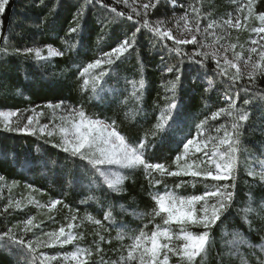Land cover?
Instances as JSON below:
<instances>
[{
  "label": "trees",
  "instance_id": "16d2710c",
  "mask_svg": "<svg viewBox=\"0 0 264 264\" xmlns=\"http://www.w3.org/2000/svg\"><path fill=\"white\" fill-rule=\"evenodd\" d=\"M179 1L183 3L180 7L157 4L155 9H150L147 19L150 23L168 21L171 16L185 12L188 3ZM198 1L204 12L220 21L229 18L235 6L228 0ZM10 2L12 12L7 11L8 5L0 28V48L6 49L0 52V111H18L19 114L28 115L35 108L38 112L41 110L39 113L42 115H38L40 120L49 121L50 110L44 105L62 100L77 108L82 106L86 113L107 119L109 123L115 120L118 130L129 141L138 142L146 132H151L166 104L167 82L175 78V73H168L166 68L178 65L180 60L176 53L169 52L165 46H171L172 41L161 42L147 28H141L137 34L138 47L113 65L114 70L105 76L99 88L82 89L83 80L80 77L87 63L130 36L140 26L138 20L142 24L143 13L137 17L130 9L113 0H104L108 8L86 3V0ZM82 5L86 9L81 21L83 30L79 35L67 37L69 43L77 45L75 49L45 62L36 61L34 54L23 55L14 51L37 45H52L65 50L68 45L62 38L70 26H75L73 17ZM112 7L117 12L132 13L133 20H128L126 15L116 16L111 11ZM254 11H264V0H258ZM186 12L194 16V13ZM227 38L237 45L233 51L248 54L251 34L232 28ZM182 47L186 52L194 50L190 44ZM162 56L165 57L163 62ZM103 67L107 68L106 65ZM183 69L182 81L176 93L178 102L182 104L181 116L177 124L166 132L149 136L147 158L149 162L164 163L174 170L175 156L181 151L183 142L194 136L200 121L219 108L226 107L228 97L235 99L239 107L246 108L250 119L240 137L236 195L232 207L212 229L213 243L207 255L198 257L196 264H241V258L247 264H260L264 260V212L260 211L264 207V183L249 176L247 170L264 166V99H260L264 96V76H258L250 83L248 77L243 75L233 82L230 75L235 72L228 69L229 75H221L211 60L207 62V70L200 72L199 78L196 75L198 65L191 66L185 60ZM99 71L94 70L96 73ZM141 79L144 81L142 93L134 96V82ZM210 80L213 88L206 92ZM130 91L131 96L128 95ZM244 99H249L251 103L244 105ZM227 121V117L209 120L205 126L206 133L216 135L215 128ZM58 142V136L50 138L47 135L10 133L0 128V176L4 177L0 181V213H3L0 215V230L17 225L19 232L22 222L35 216L33 223L41 227L33 229L35 236L33 233L25 236L26 240L35 239L42 237L43 232L58 229L62 224L66 226L70 214L74 213L77 220L73 223L80 225L74 231L83 235V239L75 244L91 250L88 264H99L101 258L105 264L118 262L121 255L127 256V246L131 243L128 237L138 234L140 229L149 233L153 230L154 223H149L152 218L139 214L151 211L154 207L151 195L161 193L165 182L150 185L143 168L126 169L122 190L112 191L102 179L93 175L90 167L86 169L79 159L55 147ZM201 189L199 187L196 192H201ZM250 197L256 211L245 219L242 210L248 206ZM29 199L38 201L41 207L29 203ZM51 199H59L62 204L49 211L45 205ZM16 201L21 202L19 208L15 207ZM10 202L13 207L4 212ZM109 211L112 219L105 220ZM86 214L100 220L102 227L86 220ZM50 216L55 218V222L49 219ZM155 223H160L159 217ZM200 231L201 228L195 230ZM118 233L125 236L123 241L115 239ZM100 235L105 237L104 241L99 240ZM234 237H243L246 242L237 245L233 243ZM97 244L101 249L99 253L96 252ZM49 250L66 253L75 250V245L58 249L42 247L37 250V256L40 253L49 255ZM25 257L31 260V254L26 251L23 254L15 249L11 252L0 251V264H25ZM36 264H39V260Z\"/></svg>",
  "mask_w": 264,
  "mask_h": 264
},
{
  "label": "snow or ice",
  "instance_id": "6c2138e0",
  "mask_svg": "<svg viewBox=\"0 0 264 264\" xmlns=\"http://www.w3.org/2000/svg\"><path fill=\"white\" fill-rule=\"evenodd\" d=\"M44 0H40L43 3ZM120 3L121 0H115ZM168 3L176 5V0H167ZM258 0H247L246 4H241L237 8V13L247 10V15L244 17L245 21L253 17L259 21L258 27L251 28L254 33H264V11L255 12V5ZM86 3L100 4L105 8L109 5L104 4V0H86ZM126 6L128 0H123ZM162 3V0H148L142 4L143 22L139 27L135 28L130 36H126L122 41L118 42L110 51L103 53L97 59L87 63V65L80 72V77L83 82L82 89L91 87L93 90L100 87L101 81L104 80L110 71L114 70L113 65L121 60L126 53L138 47L137 34L140 33L141 28H147L153 35L161 42L172 41L171 46H165L169 52H174L180 57L178 65H172L166 68L168 73H175L174 80H169L167 83L169 87L165 89L164 100L166 101L164 109L154 124L151 132H146L144 138L138 142L129 141L128 138L122 134L117 127L116 121L112 120L110 123L107 119H100L98 116H93L84 110L81 106L79 108L65 104L64 101L57 103H47L45 108L52 110L55 114L57 110L64 115L61 116L62 124L49 128L48 124L40 125L37 120L36 109H32V115L27 116L26 122L22 119V114L18 111H0V128L6 132H14L36 136L39 133L41 136L47 135L53 137L59 136V142L54 146L61 149L64 153L73 158L79 159L84 163V167L91 168L93 175L102 179L108 187L115 192L121 191V185L126 177L119 174L111 173L109 166L118 165L121 168L137 169L143 168L144 173L149 177V183L159 184L165 177H191L192 184L204 183L205 191L200 195L181 196L175 191H165L163 194L154 192L151 195L154 201V207L148 213H140L142 217L147 215L152 219L149 223H154L153 230L149 232L140 229L138 234L128 237L131 243L127 246V256H120L119 261H113L112 264H170L171 257H177V264H196L197 258L206 256L209 247L213 243L212 229L217 225V222L222 220V217L232 207L234 196L237 188V171L239 167V157L241 153L240 137L242 135L245 124L249 121L250 116L246 108L239 107L235 99L227 98V106L219 108L213 112L210 117H205L196 126V134L192 138L186 139L182 144V150L175 156L173 164L174 170L164 163H152L147 158V152L150 147L149 136L155 137L160 133L166 132L169 128L177 124L182 113V104L177 100V88L181 84L183 75V65L185 60L191 66H199L197 69V78L201 71L207 70V62L211 59L215 61L216 70L221 75H229L228 69L235 68V74L230 75L231 81L235 82L241 79L243 75L248 77V81L253 83L258 76H264V44L260 45V50L257 47H251L247 59L244 60L245 67L248 69L246 73H242L238 66V61L241 60V54L233 51L232 59L226 55L230 50L236 49L237 45L234 43L220 44V48L215 45L219 44L221 40H226L227 29L241 28V18L237 14L235 16L229 14V18L223 20L222 23L217 20H209L204 28L200 25V9L191 4L188 7L193 13L198 15L192 20V27L189 26V15L187 12L179 18L184 21L183 32L180 37H174L172 29L164 27L165 20H156L149 22L147 19L150 9H155L157 4ZM10 0H0V28L3 26V17L6 13L7 6ZM111 11L118 17L126 15L128 20H133L132 13L117 12L116 8L112 7ZM86 9L82 5L73 17V24L67 30L66 36L62 38L68 45L65 50H60L52 45L45 47H26L24 49H14L17 54L32 55L37 61H48L53 57H60L65 55L67 51H72L77 47L76 44L68 42L67 37L72 34L79 35L83 30L81 21L85 17ZM132 12L137 17L141 13L134 7ZM179 20L177 23L179 24ZM216 28H223L225 34L218 36L215 33ZM209 30H213L211 33ZM211 34L214 37L213 44L203 43V39ZM198 36L201 37L198 39ZM190 37V38H188ZM100 39V38H98ZM150 43H152L150 41ZM256 39L251 40L252 45H257ZM193 45L194 50L186 52L182 46ZM155 46V44H153ZM204 49H209L206 51ZM221 49L223 55V63H221L220 55ZM5 48H0V52H5ZM46 50L47 55L42 53ZM252 54L257 55V59H253ZM162 62L165 57H161ZM107 66L104 68L103 66ZM100 69L99 73L93 70ZM209 87L205 91H210L213 88L212 81H208ZM135 85H138L136 87ZM144 88V81L134 82L133 95L137 96L142 93ZM170 93V95H169ZM260 99H264L261 96ZM251 101L244 99L243 104L249 105ZM16 119H13V118ZM220 117H227L226 123L220 124L215 128L216 135L206 133V125L209 120L215 121ZM222 133V135H221ZM196 154H202L197 156ZM195 157V158H193ZM154 174L159 175V179ZM247 174L253 178H258L261 183H264V166H261L257 171L253 168L247 170ZM114 177V178H113ZM4 177L0 176V181ZM211 181L213 183L209 184ZM230 181L229 183H224ZM186 182L181 180L176 187H182ZM31 187V186H29ZM29 203L36 204L41 207L38 201L29 199ZM62 204L59 199H51L45 206L49 211L56 209L57 205ZM21 206L20 201L15 202V207ZM67 207V205H64ZM13 203L10 202L5 207L4 212L8 208H12ZM256 211L252 207L251 197L250 202L246 208L243 209L245 219L248 214ZM261 212H264V207H261ZM3 213H0L2 215ZM160 218V223H155L156 218ZM35 216L30 217L22 222L17 232V225L11 228L0 230V251L11 252L14 249L21 254L27 252L31 254V260L25 257V264H52L53 261H63L68 264L69 261L75 264H88L92 252L88 248H81L75 244L76 241L82 240L83 235L74 231L80 225L74 224L77 220L76 214H70V220L65 225H61L58 229L43 232V236H37L35 239H25L28 233L35 232L33 229H40V224H34ZM55 222L54 217H49ZM85 219L96 224L101 225V221L95 219L92 215L86 214ZM112 214L109 211L105 215V220H111ZM173 226L178 228V231L173 230ZM201 228L202 231L194 232L192 227ZM249 227L251 223L249 221ZM147 228V225L144 226ZM67 229V230H66ZM115 239L123 241L125 236L118 233ZM100 241H104L103 235L99 236ZM179 242V243H177ZM246 241L243 237H234L233 243L240 245ZM75 245V250L66 253H58L56 255H47L40 253L37 256V250L42 247H63L65 245ZM101 251L99 244L96 246V252ZM99 264H105L103 258ZM241 264H247L241 258ZM264 264V260L260 262Z\"/></svg>",
  "mask_w": 264,
  "mask_h": 264
},
{
  "label": "rangeland",
  "instance_id": "374dc122",
  "mask_svg": "<svg viewBox=\"0 0 264 264\" xmlns=\"http://www.w3.org/2000/svg\"><path fill=\"white\" fill-rule=\"evenodd\" d=\"M113 1L115 2V0H113ZM184 1H186L188 3V5L191 4V5L195 6V7H199V9H200V14L199 15H200V25H201V28H204L207 25V23L209 22V20H217V21H219V22L222 23V21H220L218 19H215L213 17H210L209 16V13L204 12L203 8L202 9L200 8V5H199L200 3H199L198 0H184ZM228 1H230L231 3H234L235 4V6L233 8V11L230 12L229 14H231L233 16H235L237 14L240 15L242 27L239 28L238 30L244 31L246 33L251 34L252 35V39H256L258 41L257 45H252L251 44V40H250V42H249L250 43L249 44V49L251 47H257V49L259 51L260 50V45L261 44H264V33L257 34V33H254V32L251 31V28L258 27L259 26V21L256 20L254 18V16L251 17V18H249L247 21H245L244 17L247 15V10L246 9L243 12L237 13V8L240 7L241 4H246L247 0H228ZM146 2H148V0H128V5H130V6H126L125 3H123V0H121L120 3L122 5H124L125 7H127L128 9H130L131 11H132V8L134 7L137 11H139L140 13H143L142 4L143 3H146ZM162 3H167L169 6H174L171 3H168L167 0H162ZM181 5H183V3L182 2L180 3L179 0H176V5L174 7H180ZM188 5L186 6V9L184 8L185 12L186 11L192 12L191 9L188 7ZM12 9H13L12 2H10L9 9L7 11L9 13H11L12 12ZM185 12H181L179 14H176L175 16H171L170 18H168V21H166V23L164 25V27L172 29L173 36L174 37H180L182 35L184 21L179 20V18L181 16H183L185 14ZM197 15H198L197 13H194V16L189 15V26L190 27L193 26L192 25V20ZM178 20H179V24L177 23ZM233 28L235 29V27H233ZM231 29L232 28L227 29V33H229L231 31ZM212 31L213 30H209L210 33ZM214 31H215V33L218 36H223L225 34V30L223 28H216ZM188 38H190V37H188ZM200 38L201 37L198 36V39H200ZM213 42H214V37L211 34L207 35L203 39V43H205V44H213ZM225 43H231V41L228 38H226V40H221L219 44H216L215 47L216 48H220V44H225ZM35 47H42V46L41 45H37ZM204 50L209 51V49H204ZM232 53H233V50H230L228 53H226V55L229 57V59H232ZM42 54L46 56L47 55L46 50ZM223 55H225V53H223V51L221 49V55H220L221 63H223ZM248 55H249V51H248V54H241V60L237 62L238 63V66L240 68V71L242 73H246L247 70H248L245 67V64H244V60L247 59V56ZM252 56H253V59L254 60L258 58L256 54H252ZM34 59H35V57H34ZM211 61L212 62H215L213 60H211ZM38 62H45V61L44 60H40ZM229 69L230 70H233L234 72H236V69L235 68H229ZM128 95H130V96L132 95L131 91L129 92ZM36 112L39 113V112H41V110L39 112L36 110ZM32 114H33L32 111L28 115L22 114L23 121L26 122L27 116L32 115ZM62 115H64V114L62 112H60L59 110H57V112L55 114H53L52 113V110H50L49 121L48 120H44V119L43 120H40L38 118L39 116L37 115V120L39 121V124H37L36 127H39L40 125H43V124H48L49 125V128L51 129L52 127H54L56 125H60V124L63 123L62 120H61V116ZM13 119H16V118L14 117ZM196 131H197V129L195 128L194 135L196 134ZM38 134L39 133H37V135ZM55 136H58V135H54V137ZM189 138H192V136L189 137ZM189 138H187V139H189ZM185 142H186V140H185ZM196 155L199 156V155H202V154H196ZM193 158H195V157H193ZM260 167L261 166L258 165L254 169H258L259 170ZM108 170L111 173L119 174L120 176H123L124 177V171L126 170V168H121L118 165H113V166H109ZM154 175L158 179L160 178L158 174H154ZM181 180L185 181L186 183L182 187L177 188L176 185L177 184H180ZM191 181H192V178L191 177H171V176L165 177L161 181V182H165V186L163 187V191L161 192V194H163L167 190V191H175L178 195H181V196H189V195H200V194H202L205 191V184L204 183H196L195 185H193ZM199 187L202 188L201 189L202 191L198 193V192H196V190ZM242 214H245L243 212V210H242ZM196 229H198V227H194L193 226L191 228V230L194 231V232H195ZM173 230L174 231H178V228H176L175 226H173ZM177 243H179V242H177ZM58 247H60V246H55V247H52V248L53 249H58ZM56 254H58V253H56V250L55 251L54 250H49V255H56ZM177 260H178L177 257H174V256L171 257L170 264H177ZM52 264H64V262L63 261H53ZM68 264H75V262L69 261Z\"/></svg>",
  "mask_w": 264,
  "mask_h": 264
}]
</instances>
